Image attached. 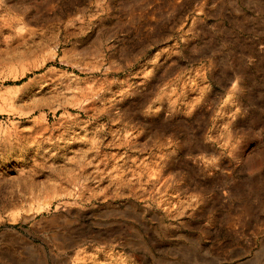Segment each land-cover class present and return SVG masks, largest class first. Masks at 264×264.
I'll list each match as a JSON object with an SVG mask.
<instances>
[{
  "label": "rangeland",
  "instance_id": "rangeland-1",
  "mask_svg": "<svg viewBox=\"0 0 264 264\" xmlns=\"http://www.w3.org/2000/svg\"><path fill=\"white\" fill-rule=\"evenodd\" d=\"M5 244L264 264V0H0Z\"/></svg>",
  "mask_w": 264,
  "mask_h": 264
},
{
  "label": "crops",
  "instance_id": "crops-1",
  "mask_svg": "<svg viewBox=\"0 0 264 264\" xmlns=\"http://www.w3.org/2000/svg\"><path fill=\"white\" fill-rule=\"evenodd\" d=\"M5 247H7V245H1L0 246V264H14L15 261L19 264L22 263L23 259H27L25 257H23L21 255V253H15V254H11V252H8ZM16 258V260H15Z\"/></svg>",
  "mask_w": 264,
  "mask_h": 264
}]
</instances>
